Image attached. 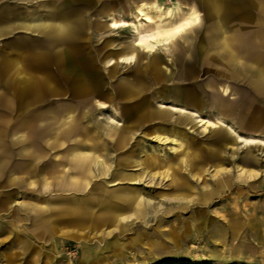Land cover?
Here are the masks:
<instances>
[{"label":"rangeland","instance_id":"rangeland-1","mask_svg":"<svg viewBox=\"0 0 264 264\" xmlns=\"http://www.w3.org/2000/svg\"><path fill=\"white\" fill-rule=\"evenodd\" d=\"M217 1L218 13L209 11L210 0H156V6L149 1L146 11L153 24L172 22L192 9L201 22L155 53H144L134 46L131 26L108 27L111 13L116 20L138 23L135 6L143 0H0V264H264V146L245 147L228 129H205L191 115L173 114L167 107L197 111L204 119L218 115L242 136L255 132L236 123L250 110L264 114V99L253 90L248 74L227 79L219 76L225 74L220 68L204 63L205 35L213 21L220 20L226 34L238 32L243 39L264 14L258 0ZM60 6L76 10L67 20H58ZM77 19L82 22V70L80 75L58 72L62 47L55 46V38H68L66 22ZM130 52L135 53V63L116 62ZM34 55L41 61L34 62ZM110 60L116 63L109 65ZM154 61L157 78L154 70L144 67ZM34 65L38 70H32ZM38 82H45L48 91L34 93ZM135 82L141 90L129 92ZM218 85L228 86L231 93L223 96ZM192 93L196 96H189ZM217 99L229 104L230 111L220 114ZM159 103L166 105L161 113L166 118L136 121L139 115L158 111ZM66 112L77 116L76 135L93 138L109 167L104 175L96 171L78 198H87L98 218L119 219L134 212L99 210L104 202L96 203L95 195L124 204L120 198L141 193L152 206L146 204L140 216L99 227L89 221L80 226L59 221L68 218L56 212L62 207L59 201L72 192L55 191L56 184L50 187L44 180L55 181L68 161L73 138L53 141L50 121ZM27 117L25 132L34 140L20 146L18 127ZM157 134L169 140L159 142ZM254 135L264 139V132ZM220 141L226 149L219 147ZM201 149H222V165L234 177L236 164L260 173L247 184L226 186L212 164L203 172L189 170L188 160L197 159L192 155ZM242 157L255 164H243ZM156 171L160 175L153 179ZM95 187L99 191L92 190ZM44 202L52 205L49 228L34 222L35 210Z\"/></svg>","mask_w":264,"mask_h":264},{"label":"bare ground","instance_id":"bare-ground-1","mask_svg":"<svg viewBox=\"0 0 264 264\" xmlns=\"http://www.w3.org/2000/svg\"><path fill=\"white\" fill-rule=\"evenodd\" d=\"M149 1H152L153 5L156 6V0H143L142 3L135 6L137 13L136 17L139 21L138 23L130 24L125 20H116L114 17L115 15L112 16L113 14L111 13V18L109 17L110 24L108 26L109 28L113 29L131 26V35L133 37L134 46L139 47L144 53H155L161 46L174 41L186 30L191 29L194 25H197L201 22V18L198 12L195 9H192L186 16L179 17V19L172 22L153 24L151 22V17L146 11L150 4ZM258 2L260 6L259 12L261 14H264V0H258ZM208 8L209 11L214 13H218L221 10V6L217 0H210ZM75 10L71 9L70 7L60 6V8L56 10L55 17L58 20H67L66 16L69 15V13L73 14ZM1 18L2 17L0 16V20H2ZM145 20L151 23L145 25ZM81 28L82 22L80 20H70L66 22V31L69 35L68 38H55V46L59 45L60 47H62L60 53L58 54L59 59L56 62V70H58V72L66 69L68 70V72H74L75 74L77 73L80 75L79 71L82 70V66L79 67L78 61H80L79 55L82 54V50L78 48V39L81 37ZM205 37L206 43L208 45V50L205 56L204 63L220 68L223 73H225L226 76L229 77L236 76V74L238 73L248 74L251 77L253 90L259 97L264 99V16L259 17L257 23L254 26V29L247 35V37L243 39H240L238 32L230 35L226 34L224 29L222 28L220 20H215L210 24ZM24 46L25 45L23 44L22 47ZM250 48H252L253 50L249 52L248 50ZM68 56L69 61H66V58ZM135 57V53L130 52L126 55L120 56L119 59L116 60V62L125 65L135 63ZM32 59L34 62L41 61L38 55L32 56ZM116 62L110 60L109 65H112ZM144 67L145 69L154 70L155 78L159 77L157 76L158 66L156 65L155 61L146 63ZM38 68V66H32V70H38ZM17 73H19V70H17ZM52 73H54V70L50 74ZM46 75L47 78H50L48 72H46ZM54 75L55 73L53 74V76ZM74 81H78V78H76ZM42 83L43 82H38L37 85L39 86L33 87V91L37 95H39L43 91V89H46L48 91V88L46 86L43 87V84L45 82L43 84ZM130 86L131 87L129 89V92L134 93L141 90V85L137 82L131 83ZM218 89L223 96L229 95L231 93V90L228 88V86L218 85ZM121 90L124 93H128V89L122 88ZM25 93L26 92L23 89L21 95L24 96ZM215 104L220 114L230 111V105L225 103L221 99H217ZM167 107L168 110L173 114L177 113L183 116H185V114L191 115V117L195 118L196 122L200 123V125L205 129H216V131H222V128L228 129V131L235 135L237 140L245 147L264 146V139L258 138L256 137V135H254L258 131L260 133L264 132V114H261L260 112L255 113L250 110L247 113L246 118H242L238 121V123H236L237 126H241L243 128L242 130H248L250 133L251 130H254L255 132L254 134L251 133L250 136H242L233 128V126L225 124V122L218 115H216L215 119H204L200 117L197 111H188L184 107H178L174 105H168ZM163 108H166V105L159 103V109H157L158 111H148L147 113L139 115L136 121L139 122L145 117L151 118V120H162L163 118H166L165 116L161 115V113H164V111L162 110ZM28 120L29 117L24 118V120L19 124L18 127V132L20 134L16 138V142L20 146H24L28 142L34 140L32 139V135L28 134L29 132H25V127L28 124ZM77 120V116L71 114L70 112L60 114L57 116V118L54 117L50 120L53 124V127L51 128L52 134H54L53 141H59L62 139L64 141H67L73 138V140L71 141V145H69L70 152L66 167H64L61 174L57 175L55 181H50L49 179L44 180V183L47 186L54 187V185L56 184V186L54 187L55 191H62L66 189L72 192V196L67 197L64 200L60 199L59 201L62 207L59 206L60 209H58L56 212H59V216L68 217L67 219L65 218V220L64 218H60L59 221L74 222L75 224H79V226L80 224L89 221L91 225H93V227H99V225L102 226L107 222L118 223L120 220H124L126 219V217H129L131 215H134L135 217L140 216L142 213H144L147 205H150V200L143 198V196H141V193L123 199L120 198V200L124 204L113 202L107 195L104 194L95 195L94 198L96 203L97 201L104 202V204L99 207V210L108 211L114 209L116 210V212H118V210H121L120 208H127L132 209V211L134 212L131 213V215L121 214L119 219L116 218V216L113 217L111 215L110 217H106L103 219L98 218L95 212L88 208V199L85 197L78 198L77 195L86 192L91 183V180L97 176L96 171L98 172V174L104 175L107 173L106 171H108L109 167H107V164H105L102 153H99V145L93 138H80L79 135H76L79 130L77 129ZM111 134L112 132H110V135ZM154 137L159 142H167L169 140V137H167L166 135L157 134L154 135ZM222 141L218 142V145L220 148L224 149L225 145ZM86 146L88 147L87 150L85 148ZM229 149H231V153L236 152V149H234L233 146H230ZM192 157H197V159L191 158L190 160H188L187 163H189V170L192 171L197 168L199 171L203 172L205 169L204 167L207 164H212L215 168L214 174L222 175L223 183L229 187L233 185L235 181H239L242 184H247V182H249L248 180L254 179L260 173L253 168H248L240 164H236L235 168L237 174L234 177L233 175H231L232 170L230 168H225L222 165V162H224L226 159L222 149H216V151L214 152H206L201 149L199 152L194 153ZM240 159L245 165L255 164L248 158L242 157ZM227 161L231 163L235 162V160L232 159H227ZM166 173H168V169ZM262 173H264V170H262ZM155 174L160 175V172L156 171L155 173H153V175L151 176L153 179L155 178ZM123 179L124 178L121 177L119 180ZM114 182L115 183H113V185L121 184V181ZM96 189L98 190L97 187L93 188L92 190ZM152 203L153 205L155 204L154 202ZM16 204L20 203L17 202ZM50 208H52V205L46 202L36 208L34 215L35 225H39L42 227H46L48 225L47 228H49V223L52 222L48 214Z\"/></svg>","mask_w":264,"mask_h":264},{"label":"crops","instance_id":"crops-1","mask_svg":"<svg viewBox=\"0 0 264 264\" xmlns=\"http://www.w3.org/2000/svg\"><path fill=\"white\" fill-rule=\"evenodd\" d=\"M219 75V74H218ZM219 76H222V77H224V78H227V79H229V78H231V77H229V76H225V74H220ZM189 96H196V95H194V93H192L191 95H189ZM180 102H182V101H180ZM184 102V104H187V102H185V101H183ZM246 111V110H245ZM244 111V112H245ZM3 204H5V202L3 203Z\"/></svg>","mask_w":264,"mask_h":264}]
</instances>
